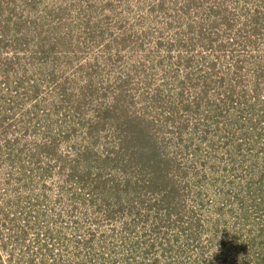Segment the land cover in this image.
I'll return each instance as SVG.
<instances>
[{"label":"rangeland","instance_id":"1","mask_svg":"<svg viewBox=\"0 0 264 264\" xmlns=\"http://www.w3.org/2000/svg\"><path fill=\"white\" fill-rule=\"evenodd\" d=\"M0 264H264V0H0Z\"/></svg>","mask_w":264,"mask_h":264}]
</instances>
